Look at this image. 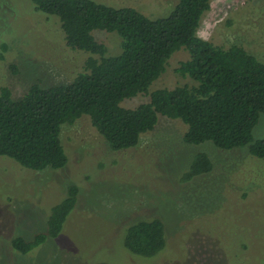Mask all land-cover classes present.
<instances>
[{
  "label": "rangeland",
  "instance_id": "1",
  "mask_svg": "<svg viewBox=\"0 0 264 264\" xmlns=\"http://www.w3.org/2000/svg\"><path fill=\"white\" fill-rule=\"evenodd\" d=\"M97 1L161 16L176 0ZM94 35L108 55L122 52L117 32ZM198 35L223 47L242 45L264 61V0H213ZM89 55L69 48L56 17L36 10L32 0H0V90L6 86L21 97L37 80L70 81ZM188 57L176 52L150 91L196 85L177 71ZM149 100V93L139 94L122 105ZM186 130L181 119L160 115L137 146L114 151L84 116L63 127L69 162L62 169L32 170L0 156V264H264V158L247 147L188 145ZM253 133L264 138V119ZM200 150L214 168L188 178ZM71 184L79 188L78 200L59 236L26 254L12 251V237L47 230L53 206ZM154 216L165 223V250L132 254L125 227Z\"/></svg>",
  "mask_w": 264,
  "mask_h": 264
},
{
  "label": "trees",
  "instance_id": "2",
  "mask_svg": "<svg viewBox=\"0 0 264 264\" xmlns=\"http://www.w3.org/2000/svg\"><path fill=\"white\" fill-rule=\"evenodd\" d=\"M32 1L36 10L56 17L69 48L90 55L70 81L37 80L21 97L9 87L1 88L0 156L32 170L62 169L69 162L62 141L65 125L88 116L102 140L118 151L137 146L162 115L186 124L183 141L188 145L247 147L252 155L264 158V138L256 139L253 133L264 119V61L242 45L223 47L198 35L213 0H176L161 16L97 0ZM96 30L117 32L122 52L108 55L107 46L94 35ZM180 50L189 57L177 71L197 84L150 91ZM147 93V102L134 108L122 105ZM192 161L188 178L214 168L203 150ZM78 194V186L69 185L52 208L47 230L33 237H12V251L26 254L58 237ZM125 229L124 244L132 254L153 257L167 246L165 223L159 216L138 218Z\"/></svg>",
  "mask_w": 264,
  "mask_h": 264
}]
</instances>
